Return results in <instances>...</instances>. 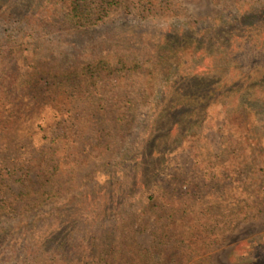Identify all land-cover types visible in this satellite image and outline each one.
<instances>
[{
    "label": "rangeland",
    "instance_id": "374dc122",
    "mask_svg": "<svg viewBox=\"0 0 264 264\" xmlns=\"http://www.w3.org/2000/svg\"><path fill=\"white\" fill-rule=\"evenodd\" d=\"M46 1L50 0H0V81L2 77L7 79V73L13 74L16 67L24 71L28 66L40 63L57 77L79 71L107 57L113 58L114 66L118 57H122L129 64L137 63L142 67L128 76L121 73L116 79L103 81L82 96L66 95V90H59L57 104L65 98L61 111L57 112L51 106L46 108L47 113L57 117L56 124L34 131L27 130L26 125L20 127L22 131L10 136L11 151L15 150L18 155L13 154L15 161L31 159L28 154L49 148L57 136H63L61 143L67 144L69 150L68 160L65 158L68 166L59 172L60 177L55 178L56 188L62 189L63 197L46 207L36 221L50 219L55 223L51 229L54 240L69 236L70 246L76 247L88 224L115 226L117 220L128 214L126 206L107 200V195L112 192L108 188L118 183L130 184L137 175L136 165L142 178L155 173L159 159L161 162L172 157L179 164L188 162L183 150L189 144L184 141L190 140V135L197 130L190 131V134L186 131L192 117L189 115L193 110L191 105L202 103L206 93L191 94L192 91L187 89L194 82L186 80L181 83L182 79L208 71L206 80L211 91L224 84L231 85L237 79L241 85L258 84V75L264 73V49L260 47L264 32L257 29L249 32L247 25H235L240 17V7H246L250 2L244 0H152V12H145L136 0H121L122 4L104 22L87 31L41 34L22 27L20 21L27 9H37ZM254 24L260 28L264 18ZM29 52L33 53L34 62L24 60ZM50 82L54 84L55 79ZM47 91H55V85L47 87ZM254 91L253 87L251 92ZM42 94H34V97L41 98ZM244 95L240 90L233 94L223 91L221 97L215 99L223 103L242 99ZM26 110L21 109L22 113H27ZM227 110L221 104L208 108V119L197 131L201 135L199 147L205 146L211 131H218V125L227 117ZM123 112L127 113V124L116 121ZM259 122L263 129L264 112L259 116ZM14 127L19 129L17 124ZM211 146L214 155L222 154L220 158L226 159L227 154L219 148L217 140ZM155 150L159 154L151 158L150 152ZM165 172L159 174L165 176ZM35 173H31L32 178ZM166 177L170 176L167 174ZM12 180L9 179L8 185L15 192L22 190L21 185L12 183ZM84 183L107 185L104 190L88 188L87 192L82 186ZM219 184L223 189L226 182ZM86 193L90 199L84 200L82 198L88 197ZM76 195L81 198L78 205L69 206ZM94 203L97 206L91 207ZM15 223L0 220V264H21L23 257L14 251L30 244L33 239L30 230L24 237L19 231L15 232ZM154 227L153 224L146 233L135 236L142 247L154 246L151 235ZM231 227L221 222L216 229L217 244L212 248V263L263 264L258 260L264 259V250H260L264 244L261 241L264 214L257 220L238 221ZM97 230L91 229L93 232Z\"/></svg>",
    "mask_w": 264,
    "mask_h": 264
},
{
    "label": "trees",
    "instance_id": "16d2710c",
    "mask_svg": "<svg viewBox=\"0 0 264 264\" xmlns=\"http://www.w3.org/2000/svg\"><path fill=\"white\" fill-rule=\"evenodd\" d=\"M136 1L145 12H152V0ZM244 1L250 2L246 7H240V17L235 25H247L249 32L256 29L264 32V24L260 28L254 24L264 18V0ZM121 4V0H50L41 3L37 9H27L20 24L31 32L41 34L64 30L87 31L104 22ZM258 6L262 11H258ZM260 47L264 49V33ZM112 59L100 58L79 71L60 77L53 76L42 63L28 66L24 71L16 67L13 74L7 73V79L1 76L0 220L16 222L13 229L23 237L29 230L33 236L30 244L14 252L23 257L21 264H213L211 252L217 244L216 229L221 222L232 228L238 221L248 223L264 214V128L259 126V116L264 112V73H258L259 83L256 85H241L237 79L231 85L224 84L212 91L206 80V75L210 73L208 71L200 76L182 79L181 83L186 80L194 82L195 86L187 89L192 91L191 94L206 93L202 103L191 105L193 110L189 115L192 117L186 131L190 134V131L197 130L190 135V140H185V134L183 136L184 142L189 144L183 150L188 162L179 164L172 157L161 162L159 159L155 173L146 177L143 175L142 178L136 165L137 175L130 184L109 186L108 191L112 192L107 195V200L129 209L128 214L117 220L115 226L88 224L77 246L71 247L69 236L54 240L51 229L55 223L50 219L39 218L36 221L44 214L41 212L46 207L63 197L62 189L56 188L55 178L60 177L59 172L68 166L69 150L67 144L61 143L63 136H57L49 148L28 154L31 159L15 157L18 159L15 161L13 157L18 155L15 150L11 151L10 136L22 131L23 127L28 126L27 130L34 131L51 123L56 124L57 117L47 113L46 108L51 106L57 112L61 111L65 98L57 104L59 90H66V95L82 96L90 93L92 87L116 79L121 73L128 76L134 70H142L139 64H129L122 57H118L114 66ZM24 60L34 62L36 59L29 52ZM50 79H55L54 84ZM50 85H55V91H47ZM253 87L256 91L251 92ZM238 90L245 94L242 99L231 98L223 103L215 99L221 97L223 91L233 94ZM41 92V98L34 97V94ZM219 104L229 109L227 117L218 125V131H211L205 146L199 147L201 135L197 131L200 124L208 119V108ZM24 108L27 113H22L21 109ZM126 119L127 113L123 112L116 121L127 124ZM16 124L18 130H15ZM214 140L226 152V159L220 158L222 154L214 155L215 150L211 146ZM158 154L156 150L151 151L150 157ZM177 156L182 160L181 154ZM34 171L36 173L32 178ZM163 171H166L165 176L160 175ZM157 174L160 175L158 179ZM161 177L166 178L160 181ZM9 179H13L12 183L20 184L22 190L15 192L8 185ZM221 181L226 182L223 189L219 184ZM227 183H230L229 186ZM233 184L237 186L233 187ZM106 185L84 183L82 186L89 192L88 188L104 190ZM85 196L88 197L82 199H90L88 194ZM79 200L78 195L74 196L69 206L78 205ZM96 203L91 207L97 206ZM152 218H155L154 221ZM153 224L155 227L151 235L154 246L144 248L135 236L146 233ZM93 228L98 230L93 232ZM261 241H264V237ZM260 250H264V244ZM258 262L264 264V259Z\"/></svg>",
    "mask_w": 264,
    "mask_h": 264
}]
</instances>
